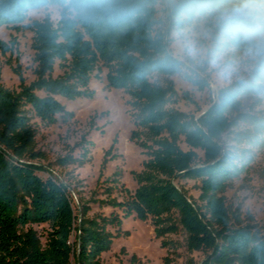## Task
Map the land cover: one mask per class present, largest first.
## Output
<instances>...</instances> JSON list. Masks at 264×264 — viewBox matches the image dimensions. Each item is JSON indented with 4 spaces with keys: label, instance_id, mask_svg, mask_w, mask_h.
I'll use <instances>...</instances> for the list:
<instances>
[{
    "label": "trees",
    "instance_id": "trees-1",
    "mask_svg": "<svg viewBox=\"0 0 264 264\" xmlns=\"http://www.w3.org/2000/svg\"><path fill=\"white\" fill-rule=\"evenodd\" d=\"M230 2L197 0L188 12L204 14ZM157 3L0 0V29L26 26L31 11L62 8L57 25L49 19L27 25L35 34L37 81L30 86L22 82L20 93L0 83V264H104L102 256L111 249L113 238L108 228L120 226L122 219L117 215L90 219L89 209L78 215L67 186L52 177L42 179L39 173L44 168L22 158L36 138L31 114L56 124L57 117L66 114L57 97L92 99L91 82L105 71L108 88L130 97L136 126L147 130L149 137L144 142L138 132L133 134L148 156L143 171L134 173L137 189L124 188L127 200H110L108 205L121 210L123 218L151 219L157 239L178 230L172 221L177 213L189 237V250L207 254L202 264H264L261 228L234 225L225 199L219 196L236 175L221 140L231 126L229 111L240 110V90H222L199 119L167 109L176 102L174 83L161 85L151 78L174 77L182 73L183 63L173 56L166 36L156 31ZM220 28L238 46L260 32L238 17L222 21ZM16 45V39L0 43V52H12ZM57 62L67 72L54 79ZM192 81L202 89L209 87L199 76ZM189 178L201 182L200 202L180 186ZM34 225L49 226L45 244ZM161 246L166 249L169 243L163 240Z\"/></svg>",
    "mask_w": 264,
    "mask_h": 264
},
{
    "label": "rangeland",
    "instance_id": "rangeland-1",
    "mask_svg": "<svg viewBox=\"0 0 264 264\" xmlns=\"http://www.w3.org/2000/svg\"><path fill=\"white\" fill-rule=\"evenodd\" d=\"M196 1L158 0L156 31L166 36L183 68L174 77L154 74L151 81L161 85L172 81L176 102L167 109L196 119L213 106L222 90H240V110L229 111L231 126L221 140L236 175L219 196L225 199L234 225L258 226L264 234V0H231L220 9L190 16L188 8ZM61 13V7L49 6L31 11L26 26L0 29V43L17 40L12 52H0V83L6 89L20 93L22 82L30 86L38 79L35 34L27 25L46 19L57 25ZM230 17L257 26L259 34L236 45L220 28ZM66 72L67 68L57 62L52 77H63ZM106 73L93 78L92 99L69 101L57 97L66 114L58 116L56 124L44 123L31 114L36 138L23 161L43 167L44 172L39 173L42 179L52 177L65 184L78 215L89 209L90 219H109L112 215L122 219L120 226L108 228L113 238L111 249L102 256L104 264H165V258L169 264H202L207 254L189 250V237L177 213L172 221L178 230L157 239L151 219L123 218L121 210L108 205L110 200H127L124 188L131 192L137 189L134 173L143 171L148 156L133 134L138 132L144 142H149V137L147 130L136 126L130 97L123 90L108 88ZM196 76L209 87L202 89L194 84ZM200 185V180L193 178L180 182L197 202ZM33 228L45 244L49 226ZM163 240L169 243L166 249L161 246Z\"/></svg>",
    "mask_w": 264,
    "mask_h": 264
}]
</instances>
